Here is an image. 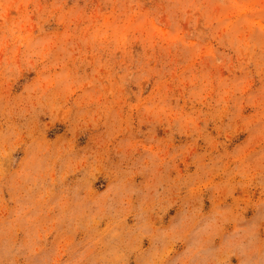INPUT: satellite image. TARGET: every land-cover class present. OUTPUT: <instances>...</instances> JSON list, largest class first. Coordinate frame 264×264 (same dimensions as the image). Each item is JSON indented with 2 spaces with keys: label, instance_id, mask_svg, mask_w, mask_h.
<instances>
[{
  "label": "rangeland",
  "instance_id": "rangeland-1",
  "mask_svg": "<svg viewBox=\"0 0 264 264\" xmlns=\"http://www.w3.org/2000/svg\"><path fill=\"white\" fill-rule=\"evenodd\" d=\"M261 84L264 0H0V264H264Z\"/></svg>",
  "mask_w": 264,
  "mask_h": 264
},
{
  "label": "clouds",
  "instance_id": "clouds-1",
  "mask_svg": "<svg viewBox=\"0 0 264 264\" xmlns=\"http://www.w3.org/2000/svg\"><path fill=\"white\" fill-rule=\"evenodd\" d=\"M260 87L264 88V84H261ZM144 108L150 107V105H145L143 106ZM189 125H193V121H187L186 122ZM198 138V137H197ZM247 137L246 136H239L238 138L234 139L233 143L229 147L228 151H233L235 148L240 146L246 141ZM83 143V142H81ZM190 163H193V161H190ZM82 177L81 176H76L74 180L78 181ZM73 180H69L68 184L72 185ZM97 191H102L103 189L101 188L100 185L96 186ZM61 189L57 188V193H60ZM204 211H207V209H204ZM255 215L254 211H249V213L245 217V221H250L252 219V216ZM199 221L195 222L194 225L188 226L186 229L188 233V240L183 242L182 244V249L179 251L177 254L182 255L183 250H186L188 246L192 244V238L196 236L197 233L200 232V227H199ZM231 224V221L227 218L220 217L218 219V225L220 229H228V226ZM247 224H241L239 227H246ZM227 238V231H224L223 235H221L220 231L214 232V233H207V234H200L197 237L198 244L195 250L192 253V256L188 258L186 261V264H192V258L195 257L201 250L211 248L213 250H219L221 247V244L223 242V239ZM55 251V244L50 242V247L48 249V252H54ZM69 252L72 254L70 256V261H76L80 260L82 258V253L87 252V249L84 248L83 244H81L80 240H76L75 244L69 247ZM48 254V253H45ZM37 259H39L37 257ZM83 264H89L88 260H84ZM229 264H240L239 258H236L235 260L229 259Z\"/></svg>",
  "mask_w": 264,
  "mask_h": 264
}]
</instances>
